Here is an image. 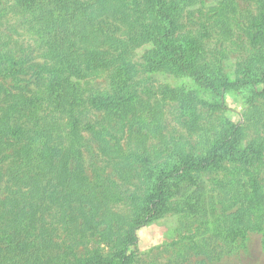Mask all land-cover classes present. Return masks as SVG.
Here are the masks:
<instances>
[{"label": "trees", "instance_id": "trees-1", "mask_svg": "<svg viewBox=\"0 0 264 264\" xmlns=\"http://www.w3.org/2000/svg\"><path fill=\"white\" fill-rule=\"evenodd\" d=\"M194 1H10L14 17L20 15L24 23L36 29L37 41L44 50V65L38 72L42 81L39 96L29 86L18 84V79L10 87L0 85V264L33 261L30 255L24 256L26 251L30 253L32 242L25 236L41 209L66 220V208L78 200L81 210L96 227L104 225L95 220L101 209L98 185L82 174L85 145L82 129L86 126L95 130L91 123L86 124L84 114L88 108L113 114L120 125L128 119L131 127L138 126L136 130L142 137L159 140L155 159L164 154V161L142 166L151 155L136 159L133 151L124 153L118 143L119 149L105 143L110 157L131 165L140 163L136 171L143 195L136 198L140 202L132 229L123 242H118L124 248L120 246L103 260L95 259V264H136V251L131 248L138 243V230L164 212L170 197L180 198L182 224L190 231L195 225L200 231L216 222V233L230 245L238 236L264 231L263 181L253 178L248 170L214 182L204 179L207 170L213 167L226 166L236 171L253 161L242 139L246 124H264V109L257 102L264 94V62L254 59L245 64L242 79L231 81L224 76L221 80L224 91H218L212 78L215 72L187 58L193 50L185 48L184 40L178 41L175 36L184 10ZM139 40L151 44L148 56L157 67L163 64L176 67L186 73L191 84L210 90L215 108L226 105V91L243 92L246 99L243 122L222 118L218 124L211 122L201 127L199 137L204 144L201 152L193 151L183 138L164 137L161 102L156 100L155 105L147 108L132 101L134 94L128 74L135 70L133 50ZM11 57L10 51L0 50V75L4 72L14 75ZM103 73H110L113 95L98 93L89 98L91 106L83 108L81 82ZM190 95L188 101L194 103L198 96ZM94 135L99 137L96 132ZM49 174L52 177L46 184ZM98 231L104 239L110 238L109 223ZM196 264L209 263L201 260Z\"/></svg>", "mask_w": 264, "mask_h": 264}, {"label": "rangeland", "instance_id": "rangeland-1", "mask_svg": "<svg viewBox=\"0 0 264 264\" xmlns=\"http://www.w3.org/2000/svg\"><path fill=\"white\" fill-rule=\"evenodd\" d=\"M10 1L0 0V50L11 52L10 60L14 63H10V67L16 71L14 75L1 74L0 85L10 87L18 79V84L29 86L32 93L39 96L42 81L38 72L44 65V50L37 41L36 29L24 23L20 15L14 17ZM179 22L175 36L178 41L184 40L185 48L193 50L187 58L201 68L215 72L212 78H215L218 91H224L221 81L224 76L231 81L242 79L245 64L249 65L254 59L264 62V0H195L184 10ZM150 48L149 42L139 40L133 50L135 70L128 74L134 94L132 101L147 108L155 105L156 100L161 102L164 137L183 138L193 151L201 152L204 147L199 137L201 127L209 126L211 122L218 124L222 118L233 123L243 122L246 111L243 92L226 91V105L217 109L212 105L214 97L210 90L192 85L186 73L176 67L167 64L157 67L149 59ZM94 77L81 82L83 108L91 106L89 98L98 93L107 97L113 95L109 86L110 73ZM163 93L166 96L163 97ZM189 94L198 96V101L189 103ZM263 98L264 94L257 102L264 109ZM84 115L86 124L91 123L96 131L86 126L82 129L85 136L82 174L86 180L98 185L101 209L95 220L104 225L96 227L81 210L78 200L70 202L66 208V220L41 209L25 236L32 242L28 248L30 253L26 251L24 256L30 255L33 260L26 264H95V259L103 260L120 246L124 248L119 243L132 229L140 202L136 198L143 195V185L136 171L141 165L110 157L105 143L115 148L118 143L124 153L133 151L136 159L151 155L142 166L164 161V154L154 158L159 140L142 137L136 130L138 126L131 127L128 119L120 125L113 114L93 108H88ZM193 128L198 129L197 132ZM242 143L253 161L236 171L226 166L213 167L207 170L204 179L214 182L248 170L253 178L264 182V124H246ZM51 177L49 174L45 179L46 184ZM179 200V197H170L164 212L138 230V243L131 248L136 251V264H196L201 260L209 264H264V231L238 236L232 245L216 233V222L200 231L195 225L190 231L182 224ZM107 223L111 235L104 239L98 229H103Z\"/></svg>", "mask_w": 264, "mask_h": 264}]
</instances>
